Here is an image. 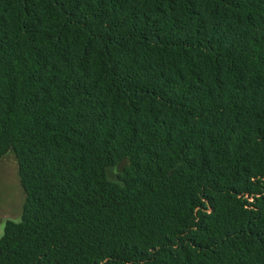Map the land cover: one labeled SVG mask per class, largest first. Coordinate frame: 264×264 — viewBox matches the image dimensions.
Wrapping results in <instances>:
<instances>
[{
  "label": "trees",
  "instance_id": "1",
  "mask_svg": "<svg viewBox=\"0 0 264 264\" xmlns=\"http://www.w3.org/2000/svg\"><path fill=\"white\" fill-rule=\"evenodd\" d=\"M9 151L0 264H264V0H0Z\"/></svg>",
  "mask_w": 264,
  "mask_h": 264
},
{
  "label": "rangeland",
  "instance_id": "2",
  "mask_svg": "<svg viewBox=\"0 0 264 264\" xmlns=\"http://www.w3.org/2000/svg\"><path fill=\"white\" fill-rule=\"evenodd\" d=\"M123 163L125 162H121L114 172H118ZM26 196L21 183L18 157L13 151H9L0 158V239L8 219H21Z\"/></svg>",
  "mask_w": 264,
  "mask_h": 264
}]
</instances>
